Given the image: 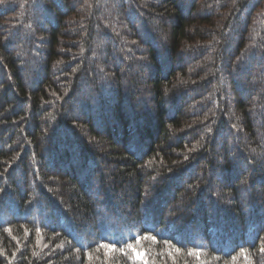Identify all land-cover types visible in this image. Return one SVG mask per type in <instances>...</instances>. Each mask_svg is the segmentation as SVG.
<instances>
[{
    "label": "trees",
    "instance_id": "16d2710c",
    "mask_svg": "<svg viewBox=\"0 0 264 264\" xmlns=\"http://www.w3.org/2000/svg\"><path fill=\"white\" fill-rule=\"evenodd\" d=\"M0 264H264V0H0Z\"/></svg>",
    "mask_w": 264,
    "mask_h": 264
},
{
    "label": "rangeland",
    "instance_id": "374dc122",
    "mask_svg": "<svg viewBox=\"0 0 264 264\" xmlns=\"http://www.w3.org/2000/svg\"><path fill=\"white\" fill-rule=\"evenodd\" d=\"M112 2H113V4H114L115 6H117V4H118V0H112ZM224 68H226V67H224Z\"/></svg>",
    "mask_w": 264,
    "mask_h": 264
}]
</instances>
